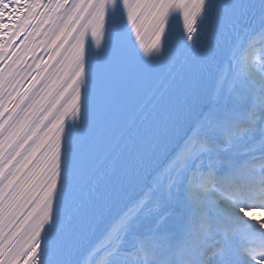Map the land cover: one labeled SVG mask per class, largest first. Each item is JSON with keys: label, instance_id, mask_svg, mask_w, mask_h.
I'll return each instance as SVG.
<instances>
[{"label": "snow or ice", "instance_id": "snow-or-ice-1", "mask_svg": "<svg viewBox=\"0 0 264 264\" xmlns=\"http://www.w3.org/2000/svg\"><path fill=\"white\" fill-rule=\"evenodd\" d=\"M0 264H264V0H0Z\"/></svg>", "mask_w": 264, "mask_h": 264}]
</instances>
